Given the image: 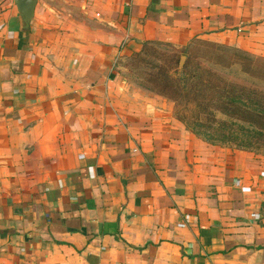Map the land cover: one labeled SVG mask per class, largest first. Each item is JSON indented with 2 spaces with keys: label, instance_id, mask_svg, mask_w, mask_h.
<instances>
[{
  "label": "crops",
  "instance_id": "crops-1",
  "mask_svg": "<svg viewBox=\"0 0 264 264\" xmlns=\"http://www.w3.org/2000/svg\"><path fill=\"white\" fill-rule=\"evenodd\" d=\"M195 39L264 59V0H0V264H264V156L120 64Z\"/></svg>",
  "mask_w": 264,
  "mask_h": 264
},
{
  "label": "trees",
  "instance_id": "trees-1",
  "mask_svg": "<svg viewBox=\"0 0 264 264\" xmlns=\"http://www.w3.org/2000/svg\"><path fill=\"white\" fill-rule=\"evenodd\" d=\"M154 45L170 47L168 44L144 42L136 53L126 58L135 67L134 72L141 74L137 77V81H141L139 86L156 91L174 103L176 119L182 123L186 119L180 114V109L192 112L190 119L193 125L190 128L187 124V128L204 142L264 156V59L233 48L234 58L226 59V65L220 64L226 69L238 66L242 75L262 86L248 85L232 82L213 70L199 68L198 61L196 64L188 61L178 69V54L170 59L158 56L151 50ZM188 46L179 49L180 53H188ZM152 56L156 63L146 58ZM137 62L140 64L136 65ZM190 67L195 70L190 71ZM143 83L152 84L153 88Z\"/></svg>",
  "mask_w": 264,
  "mask_h": 264
},
{
  "label": "rangeland",
  "instance_id": "rangeland-1",
  "mask_svg": "<svg viewBox=\"0 0 264 264\" xmlns=\"http://www.w3.org/2000/svg\"><path fill=\"white\" fill-rule=\"evenodd\" d=\"M151 48H152L151 50L155 54H158V56L164 55V57L166 56L169 59L174 54L175 55L178 54V56L176 58L178 69H182L188 61H192V63H194V64H196L198 61L200 63L199 68L202 67V68H206L208 70H213L214 72L218 73L219 75L224 76L225 78L231 80L232 82L243 83V84H248V85H252L255 83V81H251L250 79H248L247 77L242 75L239 71L238 66H233L230 69H226L224 66L221 67L220 64L226 65L228 63V62H226V59L228 61H230L234 58V54H235V52H234L235 50H233L234 47L219 45V44H215V43H212L209 41L199 39V40H197V42L189 44L188 53H186V54L180 53L181 51H179V49H177L171 45H170V47L154 45ZM181 57H184L182 64H180ZM146 58H148V60H150L151 62H154V63L157 62L153 56L152 57H146ZM254 58H257V57H254ZM122 59L123 60L120 62V64H122V66L126 69V72L124 74H125L127 80L129 82H132L135 86L139 87L140 89H143L139 86V82H141V81H137V77H141L140 76L141 74L138 75L134 72L135 67L133 66V64L131 62L128 61V59H125V57ZM139 64H140V62L136 63V65H139ZM189 70L193 71L195 69L190 67ZM196 70H197V68H196ZM143 84H146V83H143ZM255 84L257 86H262L260 83L259 84L255 83ZM146 85L151 86V88H153L152 84H149V85L146 84ZM143 90L145 92L151 93L152 95H156L158 97H161L157 94L156 91H148L145 89H143ZM161 98H163V97H161ZM163 99L167 100L166 98H163ZM167 102L171 103L172 115L176 119V116L174 113V103H172L169 100H167ZM180 114L186 119V122L185 123H182L180 121L179 122L186 128L187 131H189V129L187 128V124L190 125V128H192L193 124H192V121L190 119L192 112L184 110L183 108H181ZM195 130L197 132V128ZM189 132L193 134L194 131L193 132L189 131ZM201 133H203V131H201ZM193 135H195L197 138L203 140L202 138L198 137L196 134H193ZM220 147H225V146H220Z\"/></svg>",
  "mask_w": 264,
  "mask_h": 264
},
{
  "label": "water",
  "instance_id": "water-1",
  "mask_svg": "<svg viewBox=\"0 0 264 264\" xmlns=\"http://www.w3.org/2000/svg\"><path fill=\"white\" fill-rule=\"evenodd\" d=\"M13 3L21 19L23 31L28 32L37 0H13ZM183 59L184 57H181L180 64H182Z\"/></svg>",
  "mask_w": 264,
  "mask_h": 264
}]
</instances>
